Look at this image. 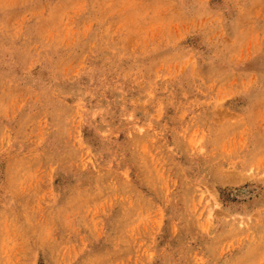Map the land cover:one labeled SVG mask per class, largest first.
<instances>
[{"label":"rangeland","instance_id":"1","mask_svg":"<svg viewBox=\"0 0 264 264\" xmlns=\"http://www.w3.org/2000/svg\"><path fill=\"white\" fill-rule=\"evenodd\" d=\"M0 264H264V0H0Z\"/></svg>","mask_w":264,"mask_h":264}]
</instances>
